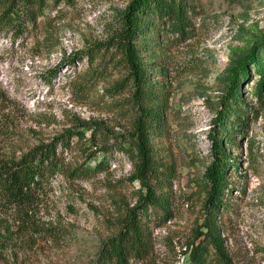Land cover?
<instances>
[{
  "label": "rangeland",
  "instance_id": "obj_1",
  "mask_svg": "<svg viewBox=\"0 0 264 264\" xmlns=\"http://www.w3.org/2000/svg\"><path fill=\"white\" fill-rule=\"evenodd\" d=\"M129 1L53 5L48 0L35 27L16 36L0 34V148L26 149L76 130L83 137L72 136L70 147L58 151L69 169L90 168L78 177L64 169L30 205L0 209V264H97L102 240L116 231L120 212L136 200L140 185L128 179L131 161L107 145L131 128L129 92H110L125 72L113 68L107 60L112 49L102 47L118 29ZM187 2L182 34L161 27L140 39L141 56L152 71V90L165 98L164 127L152 144L161 161L172 165L175 177L172 216L162 222L152 209L146 257L131 264H189L190 249L204 230L211 134L225 141L234 164L226 174L225 207L217 216L224 251L231 264H264V75L253 63L238 88L241 101L236 105L244 121L238 123L231 114L222 127L214 123L229 86L230 66L264 36V0ZM99 45L107 60L105 71L86 80L85 73L98 68L100 56L89 65L85 52ZM77 51L81 57L71 58ZM259 80L260 98L255 92ZM80 121L91 127L80 126ZM94 127L106 133L96 132L91 140ZM214 256L210 246L208 258Z\"/></svg>",
  "mask_w": 264,
  "mask_h": 264
},
{
  "label": "trees",
  "instance_id": "obj_2",
  "mask_svg": "<svg viewBox=\"0 0 264 264\" xmlns=\"http://www.w3.org/2000/svg\"><path fill=\"white\" fill-rule=\"evenodd\" d=\"M53 5L60 2L71 3L72 0H51ZM48 0H0V34L10 32L12 36L20 35L28 27H35L37 19L42 16ZM187 0H130L120 13L119 27L106 43L104 50H110L113 68L121 67L125 72L122 78L113 81L110 86L111 95L124 91L129 92L128 104H131V128L128 133L115 136L113 142L105 144L117 147L127 155L132 163V171L128 176L130 182L137 181L140 185L133 205L124 207L117 221L116 231L102 240L97 253V264H131L142 261L147 254L151 231L149 221L154 215L165 222L172 216V180L175 171L170 163L161 161L156 155L152 137H159L164 127L165 98L154 94L151 82L152 71L141 56V40L149 35L152 29L160 28L183 33L186 29L188 16ZM141 39V40H140ZM102 45V44H100ZM99 46L86 50L85 57L89 65L98 60L92 71L85 73L86 80L94 79L105 71L107 60L105 54H99ZM95 48V49H94ZM99 48V49H98ZM82 51L72 54L78 59ZM110 63V62H109ZM253 63L254 70L264 75V36L255 42L249 51L235 59L229 68V86L221 101L214 123L223 126V121L235 114L238 123L244 121L243 113L236 104L241 101L239 96L240 83L249 74L248 64ZM80 83V85H85ZM263 81L256 84V95L260 98ZM237 106V107H236ZM245 107L247 105L244 104ZM128 111V112H129ZM99 126L98 122H94ZM80 126L91 127L86 121H80ZM0 126V142L4 135ZM106 130L94 127L91 140L96 132L102 135ZM83 137L82 132L67 129L61 135L48 141H41L26 149L15 147L11 152L0 148V209L9 210L30 205L43 191L44 185L57 173H65L63 158L58 151L70 147V138ZM213 160L204 172L209 185L206 192L205 211L202 226L197 238L202 237L189 252V264H231L224 251L220 236V226L217 216L225 207L222 196L227 190V170L231 158L226 152L222 139L211 134ZM105 140H108L106 138ZM99 142V141H98ZM98 142L93 141L96 145ZM101 143V142H100ZM11 146V144H9ZM102 161L95 164L99 167ZM89 167L75 165L69 169L72 176L88 172ZM215 250L212 260L208 258L209 248Z\"/></svg>",
  "mask_w": 264,
  "mask_h": 264
}]
</instances>
